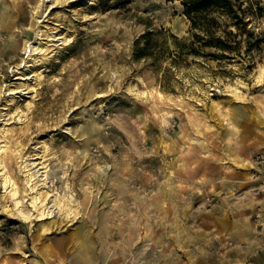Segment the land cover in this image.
Listing matches in <instances>:
<instances>
[{
  "label": "rangeland",
  "instance_id": "rangeland-1",
  "mask_svg": "<svg viewBox=\"0 0 264 264\" xmlns=\"http://www.w3.org/2000/svg\"><path fill=\"white\" fill-rule=\"evenodd\" d=\"M44 1L0 0V264H264V0L209 36L180 1Z\"/></svg>",
  "mask_w": 264,
  "mask_h": 264
},
{
  "label": "trees",
  "instance_id": "trees-1",
  "mask_svg": "<svg viewBox=\"0 0 264 264\" xmlns=\"http://www.w3.org/2000/svg\"><path fill=\"white\" fill-rule=\"evenodd\" d=\"M180 1L183 9V15L189 20L192 29H198L204 32L206 35H211L212 27L215 24V19L211 16L213 13L224 14L226 16H235V11L233 10L232 0H166ZM236 17V16H235ZM234 17V18H235ZM150 34L146 32L142 35L141 40H144L145 49L137 50L139 53L143 54L149 49L148 41ZM194 41L201 42L200 36H195ZM207 42V41H206ZM204 42L203 44L205 45ZM216 43H220L216 40ZM144 55V54H143Z\"/></svg>",
  "mask_w": 264,
  "mask_h": 264
},
{
  "label": "bare ground",
  "instance_id": "bare-ground-1",
  "mask_svg": "<svg viewBox=\"0 0 264 264\" xmlns=\"http://www.w3.org/2000/svg\"><path fill=\"white\" fill-rule=\"evenodd\" d=\"M46 2V0L44 1ZM41 36L40 32H36L35 33V39L40 40L39 37ZM39 46V45H38ZM38 46H34L32 43H28V41H24L23 44V49L27 52V57L30 55V53H34L38 50ZM34 173H29L28 174V179L31 180V177L35 176H39V178L42 177V179H40V181H44L45 180V176H46V171L43 172H39L38 169L34 170ZM44 177V178H43ZM38 178V181H39ZM47 198V193H37L34 197H32V203L34 204V208L36 209V211L38 212V215L40 217H49L52 213L53 210H51V206H49L48 208H44L43 206V201ZM40 202V205L37 207V203ZM65 206H68V203L66 204L64 202ZM71 264H89V261L87 260L86 257H84L80 251L78 253H76L72 259H71Z\"/></svg>",
  "mask_w": 264,
  "mask_h": 264
}]
</instances>
